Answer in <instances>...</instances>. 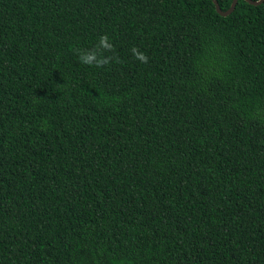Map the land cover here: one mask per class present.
<instances>
[{"label": "trees", "instance_id": "trees-1", "mask_svg": "<svg viewBox=\"0 0 264 264\" xmlns=\"http://www.w3.org/2000/svg\"><path fill=\"white\" fill-rule=\"evenodd\" d=\"M0 264H264V1L0 0Z\"/></svg>", "mask_w": 264, "mask_h": 264}, {"label": "clouds", "instance_id": "clouds-1", "mask_svg": "<svg viewBox=\"0 0 264 264\" xmlns=\"http://www.w3.org/2000/svg\"><path fill=\"white\" fill-rule=\"evenodd\" d=\"M114 51V45L109 41V37L107 36V34H105L100 36L99 42L94 50L84 52L78 49L77 56L82 64L87 65L89 67L100 68L110 64L113 61L116 63L120 62V59L117 56H104L103 54L104 52L114 53ZM131 51L133 52L135 58L138 59L140 62L145 64L148 62L147 55L143 52H140L139 49H137L136 47H133Z\"/></svg>", "mask_w": 264, "mask_h": 264}, {"label": "water", "instance_id": "water-1", "mask_svg": "<svg viewBox=\"0 0 264 264\" xmlns=\"http://www.w3.org/2000/svg\"><path fill=\"white\" fill-rule=\"evenodd\" d=\"M212 1H213L214 5H215V9H216L217 13H219L220 15L226 16V15H228L229 13H231L234 10L238 0H232L229 8L226 9V10H222L220 8L217 0H212ZM246 1L248 3H250V4L258 5V4L262 3L264 0H246Z\"/></svg>", "mask_w": 264, "mask_h": 264}]
</instances>
